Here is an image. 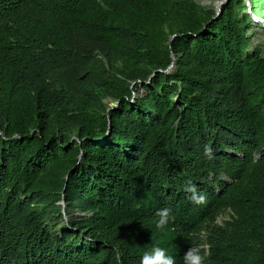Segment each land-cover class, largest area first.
Instances as JSON below:
<instances>
[{"label":"trees","instance_id":"16d2710c","mask_svg":"<svg viewBox=\"0 0 264 264\" xmlns=\"http://www.w3.org/2000/svg\"><path fill=\"white\" fill-rule=\"evenodd\" d=\"M249 6L0 0V264H141L153 247L264 264V55L249 36L264 0Z\"/></svg>","mask_w":264,"mask_h":264},{"label":"clouds","instance_id":"9594fccd","mask_svg":"<svg viewBox=\"0 0 264 264\" xmlns=\"http://www.w3.org/2000/svg\"><path fill=\"white\" fill-rule=\"evenodd\" d=\"M191 193L189 199L197 204H203L206 201V196L202 193H198L196 187L187 186L185 189ZM158 218L155 227L163 231L174 219L172 210L168 207H163L156 212ZM184 264H203L204 257L200 254V249L197 247H190L184 254ZM141 264H175V260L172 256L166 253V250L161 247H153L150 252L146 253Z\"/></svg>","mask_w":264,"mask_h":264},{"label":"rangeland","instance_id":"374dc122","mask_svg":"<svg viewBox=\"0 0 264 264\" xmlns=\"http://www.w3.org/2000/svg\"><path fill=\"white\" fill-rule=\"evenodd\" d=\"M201 6L205 8H210L216 11V13L221 12L222 6L227 0H196ZM249 36L253 38L252 49L262 48V54L264 55V26L261 23L254 21L253 29L249 32ZM229 219L228 213H225L219 219V223L224 222Z\"/></svg>","mask_w":264,"mask_h":264},{"label":"water","instance_id":"95a60500","mask_svg":"<svg viewBox=\"0 0 264 264\" xmlns=\"http://www.w3.org/2000/svg\"><path fill=\"white\" fill-rule=\"evenodd\" d=\"M247 2H248V6H249V0H247ZM250 7V6H249ZM221 11H222V8H221ZM250 14H251V16H252V18H253V20L254 21H256V22H258V23H261L263 26H264V20L263 19H260V18H257L251 11H250ZM173 67V66H172ZM171 67V68H172ZM170 68V69H171ZM169 69V70H170ZM168 72V71H167Z\"/></svg>","mask_w":264,"mask_h":264}]
</instances>
